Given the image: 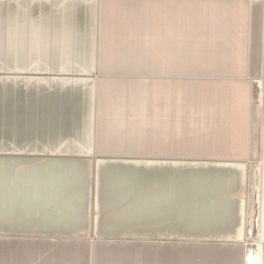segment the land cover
Wrapping results in <instances>:
<instances>
[{"label":"crops","instance_id":"crops-1","mask_svg":"<svg viewBox=\"0 0 264 264\" xmlns=\"http://www.w3.org/2000/svg\"><path fill=\"white\" fill-rule=\"evenodd\" d=\"M7 4L0 63L42 81L0 90V236L78 239L58 264H263L264 98L250 91L241 106V90L229 103L228 90H205L204 122L191 126L204 133L182 140V111L198 101L119 74L175 69L180 0ZM242 9L234 25L219 19L221 39L236 27L243 38ZM96 75L99 89L128 78L129 90H96ZM182 141L209 145L182 154ZM230 142L243 151L226 152Z\"/></svg>","mask_w":264,"mask_h":264},{"label":"rangeland","instance_id":"rangeland-1","mask_svg":"<svg viewBox=\"0 0 264 264\" xmlns=\"http://www.w3.org/2000/svg\"><path fill=\"white\" fill-rule=\"evenodd\" d=\"M27 1L36 3V0H0V4L8 5L7 3L15 2L22 4ZM143 1L157 5L159 2L171 0ZM180 8L181 58L175 65V69L172 63L150 61L143 64V71L135 68L128 73L119 72V74H135L145 77L143 82L148 84V90H155V87L156 90H181V100H188L181 101L182 103L192 102L193 105L195 104L193 103L194 99L197 100V105L182 111L181 135L182 140H186L192 134L191 131H197V134L204 133L203 128L198 130L197 126L196 129H192L191 126L195 125V121L199 123V119H202V123L204 122L205 111L201 107L205 105V102L202 101L205 99V90H228L227 96L230 95L231 90H241L240 93L243 95L238 100L242 102L241 106L249 101L251 96L248 93L250 91L256 92V95H252L255 99L264 98V0H180ZM242 8L245 9L246 17H244L246 24L243 38L237 34L240 27H236L234 33L230 31L231 28L228 31L225 30V37L221 39L220 35L223 32L220 30L219 19L221 21L222 18L228 19L230 25H234L232 23L235 22V13L241 12ZM196 12L199 13L197 17H195ZM153 30L154 28L150 29L149 33ZM149 40H155L154 32L149 35ZM221 42L222 49L219 47ZM243 51L245 52L242 60L241 53ZM14 70L15 68L9 67L7 63H0V90L12 89L13 83H21L23 87H26L28 82L42 81V79L36 78L38 73L14 72ZM108 73L116 74L112 71H108ZM52 74L64 75L61 73ZM97 75L92 79L96 84V90H112L114 86L117 87L114 90H129L126 89V82L130 81V79L127 80L128 78L109 79L112 83L99 89V81H102V78L99 79ZM173 77L175 78L174 86H172ZM224 100L227 103L235 101L232 96ZM190 117L193 120H190ZM208 145L182 141L181 153L189 154L193 151L200 155L203 154L201 151L208 148ZM223 145L226 146L224 149L229 154L241 152L245 146L239 142L224 143ZM248 146L252 152L254 151V154L259 149L256 143L248 144ZM259 160L255 157L250 159L252 163H259ZM250 183H253L251 187V197L253 198L254 180ZM74 240L78 241V239L54 237L38 238L27 232L20 233L15 237L0 236V264H58L65 262L69 251L67 252L66 246H63L67 241ZM88 240L93 244L100 241L95 238ZM79 241L83 240L79 239ZM259 242L260 240H254L253 243L257 246ZM255 245L253 246L255 247ZM195 264H203V262L197 261Z\"/></svg>","mask_w":264,"mask_h":264}]
</instances>
